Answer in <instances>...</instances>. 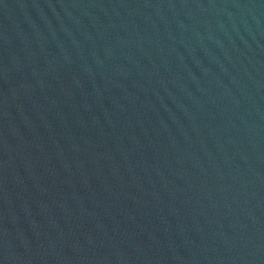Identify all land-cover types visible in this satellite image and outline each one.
<instances>
[{
  "label": "water",
  "instance_id": "obj_1",
  "mask_svg": "<svg viewBox=\"0 0 264 264\" xmlns=\"http://www.w3.org/2000/svg\"><path fill=\"white\" fill-rule=\"evenodd\" d=\"M0 264H264V0H0Z\"/></svg>",
  "mask_w": 264,
  "mask_h": 264
}]
</instances>
